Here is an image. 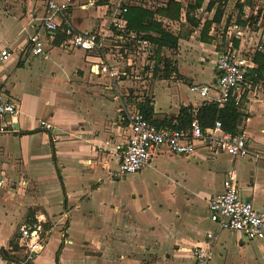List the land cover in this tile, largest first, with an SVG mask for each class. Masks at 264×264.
Segmentation results:
<instances>
[{
  "label": "crops",
  "instance_id": "1",
  "mask_svg": "<svg viewBox=\"0 0 264 264\" xmlns=\"http://www.w3.org/2000/svg\"><path fill=\"white\" fill-rule=\"evenodd\" d=\"M97 1L71 0L66 12L75 32L107 31L102 47L87 51L64 47L61 31L43 27L46 0H0V49L11 53L0 64V92L19 108L15 118L0 120V126L11 121L16 128L0 131V264H22V250L11 243L21 224L38 220L48 231L45 244L25 264H195L197 246L210 251L207 264H264V237L248 240L242 232L220 230L208 211L230 168L241 198L264 209V77L256 81L250 74L258 66L255 52L264 54L254 49L264 44V17L250 23L242 16L239 23L236 0H226L222 21L212 22L203 36L201 27L216 5L206 11L204 0L191 13L200 19L192 29L185 20L189 0H178L179 20L156 14L148 19L178 36L176 48L157 51L126 31L121 8L153 11L167 0ZM241 1L246 14L255 17L261 9L264 15V0ZM115 15L123 28L113 37ZM235 22L245 28L240 38L230 28ZM29 35L42 38V54L30 52ZM227 39L254 62L235 103L249 154L235 158L199 142L190 154L162 147L142 170L111 178L130 133L121 104L140 110L147 102L156 127L175 128L183 109L199 121L201 109L216 103L215 58ZM101 60L124 72L118 83L101 75ZM198 83L210 86L207 97L190 91ZM41 119L53 129H40Z\"/></svg>",
  "mask_w": 264,
  "mask_h": 264
},
{
  "label": "built area",
  "instance_id": "2",
  "mask_svg": "<svg viewBox=\"0 0 264 264\" xmlns=\"http://www.w3.org/2000/svg\"><path fill=\"white\" fill-rule=\"evenodd\" d=\"M96 0H89L92 4ZM71 0H46L47 14L42 20V25L50 31H61L64 34L62 45L66 48H79L92 51L100 49L107 36L96 32H75L66 20V12ZM122 12L126 7L121 8ZM243 18L248 20L251 13ZM59 18L60 22L56 21ZM122 20L114 16L110 25L109 35L114 37L116 30L123 28ZM248 25V24H247ZM234 37H242L245 28L236 22L230 27ZM223 51L215 58L217 79L214 88L216 97L214 101L218 106H223L230 100L237 103L243 95L247 85V76L250 68L254 65L251 56L241 54L233 47L232 40L227 39ZM29 50L33 55L43 53V40L37 35L27 37ZM264 50V44L258 43L254 48ZM8 47L0 49V64L10 56ZM101 75L115 80L116 83L123 77V71L114 65L100 62ZM207 84H192L189 89L201 97H207L210 90ZM119 111L125 114L129 126V136L122 151L117 170L111 174V178H117L135 173L149 165L159 148H166L174 154H190L195 150L196 143H203L210 149L225 152L235 158H242L249 154L248 136L243 130L235 133L223 129L219 120H215L212 126L202 128L196 118L190 120L185 128L156 127L140 110H127L125 102L119 107ZM19 108L10 99L0 92V120L15 118ZM40 129L51 131L53 125L46 120H39ZM12 122L9 121L0 126V131H14ZM51 140L54 136L51 135ZM237 176L234 168H230L223 179V191L208 200L209 219L220 230L242 232L248 240L264 237V209H257L250 201L241 198L237 184ZM40 220L33 223H23L19 226V235L16 245L23 252L22 264L31 262L44 247L45 235ZM207 238L214 239L213 232L206 234ZM195 264H207L210 251L197 246L193 250Z\"/></svg>",
  "mask_w": 264,
  "mask_h": 264
},
{
  "label": "trees",
  "instance_id": "3",
  "mask_svg": "<svg viewBox=\"0 0 264 264\" xmlns=\"http://www.w3.org/2000/svg\"><path fill=\"white\" fill-rule=\"evenodd\" d=\"M107 0H98L97 3L103 4ZM204 0H189L187 4V10L185 11V20L193 29L197 27L200 19L196 18L193 14L195 10L199 9L202 5ZM226 0H209L207 6L205 7L206 11H209L214 5L215 11L212 19L210 21H204L201 32L202 35L205 36L207 30L209 29L212 22L220 23L223 18L224 14V6ZM236 7L238 8V22L241 23L239 20L243 16V2L241 0H236ZM181 2L178 0H167L165 4L156 7L153 11L148 10L146 8H142L140 6L131 5L126 7L125 18L127 19V26L126 31L135 33L140 39L146 40L155 44L157 46V51L163 47L167 46L169 48H176L177 46V39L178 36L173 35L171 32L166 31L162 24L156 20H148L150 17H153L154 14L158 15L159 17L168 19V20H179L181 14ZM261 9L258 10V14L254 17L249 18V22L257 23L264 15L261 16L260 14ZM243 23V22H242ZM156 31V35L152 36L150 34L142 35L144 31L148 30ZM60 34V33H59ZM120 35V34H119ZM209 39V38H207ZM236 45V40L233 43V47ZM253 60L257 63V68L252 69L250 74H254V79L256 81H260L264 77V54L255 52L253 55ZM158 63V60L155 64ZM167 76V74H165ZM140 111L143 115L151 122V108L148 107V103L140 105ZM186 111L183 109L181 112V116L178 117V124L175 125V128L181 127L186 125L192 119ZM203 113V114H201ZM198 119L199 122L203 127L212 125L215 120H219L222 124L224 130L229 132H237V125L239 120V113L237 112V105L233 100H230L228 103L224 104L223 107H219L216 103L206 104L200 111ZM12 249L17 250L16 243H11Z\"/></svg>",
  "mask_w": 264,
  "mask_h": 264
},
{
  "label": "water",
  "instance_id": "4",
  "mask_svg": "<svg viewBox=\"0 0 264 264\" xmlns=\"http://www.w3.org/2000/svg\"><path fill=\"white\" fill-rule=\"evenodd\" d=\"M16 127V126H15Z\"/></svg>",
  "mask_w": 264,
  "mask_h": 264
}]
</instances>
